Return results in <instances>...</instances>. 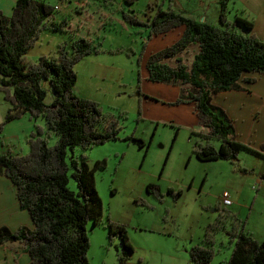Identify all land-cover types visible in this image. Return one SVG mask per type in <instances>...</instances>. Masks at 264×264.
<instances>
[{
	"label": "trees",
	"instance_id": "1",
	"mask_svg": "<svg viewBox=\"0 0 264 264\" xmlns=\"http://www.w3.org/2000/svg\"><path fill=\"white\" fill-rule=\"evenodd\" d=\"M123 1L128 5L134 2ZM227 1L216 0L217 24L159 4L153 13L144 12L143 19L129 7L130 12L119 10L123 20L147 28V39L181 26L173 41L146 55V78L182 85L171 102H192L197 128L190 131L195 135L191 152L196 158L225 159L235 164L240 148L262 154L264 143L253 148L236 139L232 120L211 98L222 90L242 88L239 81L255 79L245 72L264 73V39L251 30L248 17L238 13L232 19L225 16ZM53 5L43 0H14L9 13L0 10V91L9 102L0 129L22 113L32 123L25 152L0 150V173L14 185L18 204L26 209L32 225L21 224L14 229L0 225V243L19 242L28 253L27 264H89L85 225L88 220L97 223L102 216L93 171L104 164V158L95 159L89 166L83 149L116 138L122 127L117 115L123 117L124 113L103 110L95 100L72 91L73 64L84 54L101 50L100 40L94 42L71 31L52 52L24 60V52L41 29L65 30L66 18L56 19ZM190 46L191 56L184 60L180 53ZM47 93L49 99L45 100ZM51 134L54 139L49 143ZM68 170L75 189L68 186ZM260 177L264 179V169ZM145 188L155 197L160 193L156 183L147 182ZM167 192L175 196L180 189L167 187ZM214 210L202 236L187 249L191 264H208L215 232L222 228L232 245L221 264H264V236H251L235 213L218 201ZM104 226L108 242L114 237L119 240L115 264H124L132 251L124 224L106 218Z\"/></svg>",
	"mask_w": 264,
	"mask_h": 264
},
{
	"label": "rangeland",
	"instance_id": "2",
	"mask_svg": "<svg viewBox=\"0 0 264 264\" xmlns=\"http://www.w3.org/2000/svg\"><path fill=\"white\" fill-rule=\"evenodd\" d=\"M43 1L57 7L60 3L59 9L54 12L60 17L65 14L70 23L69 31L65 27V30L41 29L33 44L24 52V60H34L40 54L52 52L58 42L68 38L71 31L84 35L83 30L80 29L79 33L74 30L79 25L86 27L90 33L95 24L102 21L100 25L103 27L93 34L95 41L100 40L101 50L84 54L73 64L75 82L72 91L78 96L95 100L103 110L115 114L122 110L124 113L123 117L117 115L122 127L116 138L83 149L89 166L95 159L104 158V164L96 166L93 171L94 186L103 206L102 216L97 223L92 224L88 220L85 225L88 236L85 255L89 264L116 263L119 240L114 237L107 241L106 218L123 223L126 228L132 251L124 264H191L187 249L198 241L204 225L215 215L214 205L219 201L222 190L231 192V200L237 203L238 208L234 213L244 226L255 220L257 222V218L260 220V210L261 223H264V179L258 183L261 180L259 173L264 168V154L242 147L241 157L239 159L237 154L235 164L221 159L196 158L191 152V140L195 135L190 131L197 128L191 103L171 102L179 94L176 84L146 78L145 54L169 44L171 38L180 32L178 29L181 26L150 35L147 39V28L123 20L119 10L130 12L129 7L138 18L143 19L144 12L153 13L157 4L163 8L181 7L183 13L199 15L198 19L205 17L206 21L217 24V2L134 0L128 5L123 0ZM12 3L13 0H0V10L9 13V4L11 8ZM246 6L242 0H228L225 16L232 19L233 14L238 13L248 17L253 22L251 30L264 39V33L257 24L258 14ZM80 12L82 17L74 16ZM144 40L146 42L141 47ZM192 49L190 46L180 53L184 60L190 58ZM245 74L264 76V73L255 71ZM256 81L243 82L253 84ZM225 91L216 92L211 100L228 107L229 98L233 113L239 116L237 118L248 126L252 123L255 126L259 117L264 115V103L260 108L262 98L247 92L246 96L250 98H245L238 105L232 99L233 94H224L227 93ZM241 93L244 95L245 92ZM48 99L49 93L45 96V100ZM8 106V100L0 91V120ZM13 121L8 120L1 126L0 150L23 153L28 148L26 138L32 126L27 124V120H22L21 125ZM250 133L254 134V128ZM53 139L51 134L48 142L52 143ZM74 151L78 152V149ZM241 166L248 170H239ZM68 175V186L75 189L69 170ZM147 182L159 185L160 193L156 197L146 190ZM167 187L173 190L179 188L180 192L174 196L167 192ZM220 206L229 209L221 203ZM231 245L223 228L217 230L214 252L208 264H221L226 260Z\"/></svg>",
	"mask_w": 264,
	"mask_h": 264
},
{
	"label": "crops",
	"instance_id": "3",
	"mask_svg": "<svg viewBox=\"0 0 264 264\" xmlns=\"http://www.w3.org/2000/svg\"><path fill=\"white\" fill-rule=\"evenodd\" d=\"M66 1L68 3V0H66ZM242 1L248 6L249 9H251L252 11H254L258 14L257 24L260 26V30L263 31V33H264V0H242ZM13 3H14V0H13ZM13 3H12V5H13ZM57 4H58V7L56 6V4H54L56 6L55 7L56 10H58L60 7V3L58 2ZM8 9L11 10L10 4H9ZM174 9L181 11L182 8L180 7V8H174ZM243 9H244V7H243ZM187 11H190V10H187ZM82 14H83L82 12L75 13L74 16L80 15L82 17ZM62 16H65V14H62ZM59 17L60 16H57L55 13V18L57 19ZM66 21H67V19H66ZM100 22H102V21H99L98 23L95 24V26L92 30L93 32H90V33L88 32L87 28L83 27L82 25H79L74 30L78 33H79L80 29L83 30L82 32L85 33L84 35H87L93 41H95L96 38L93 37V34L99 28L103 27L102 25H100ZM69 27H70V23H69V21H67L66 25H65V28L67 31H69L68 30ZM252 27H253V22H252ZM178 30L180 31L181 28ZM254 30H255V27H254ZM253 32L255 33V31H253ZM177 35L178 34H176V36L171 38V41L174 40L177 37ZM148 53H149V51L145 54V57ZM261 78H264V76L261 77V75H256L255 80H257V81L254 82L253 84H244L243 81H239V83L242 85V88H240V89H228L225 91L227 93H224V94H233L232 99H235L234 101H237L238 105L245 98H250V97L246 96L247 92H248V94H251V95H257L258 97L262 98V102L260 103V108H261L262 104L264 103V81H263V83H261ZM173 84L177 85V88L179 89V92H180L182 85L177 84V83H173ZM241 90H243V91H241ZM234 91H238V92L236 93ZM241 92H245L244 95ZM251 98L254 101L256 100L254 97H251ZM228 100H229L228 107L226 105L222 106V104H220V103H215L212 100L211 101L217 105L222 106V108L225 110L228 117H230V119L232 120L235 138L238 139L239 141L247 142L253 148H257L260 144L264 143V115L262 117H259L258 121L255 123V126L253 125V123L248 126V123L244 124L243 120H241L240 118H237V117H239L238 114L233 113L232 100H230L229 98H228ZM188 103L192 104V102H188ZM191 104H190V106L193 109V105H191ZM192 113H193V110H192ZM241 116L244 117L245 115L241 114ZM194 117H195V115H194ZM10 120H14L13 123L18 124V125H21L22 120L23 121L27 120V122H28L27 124L32 126L31 120L26 116V113H22L19 117L15 118V119H10ZM253 128H254V134L252 135L250 133V131ZM15 148H16V146H15ZM241 150L242 149H240L238 152V158L239 159L241 157V155H240ZM3 151H5V150H3ZM262 153L264 154V150H262ZM212 160H214V159H212ZM221 160L228 162L225 159H221ZM243 167H245V166H243ZM245 168H246L245 171H247L248 170L247 167H245ZM249 169H252V168L250 167ZM261 171H260V173H261ZM260 173H259V177H260ZM262 179L263 178H261V180L258 182L259 184L262 182ZM228 192H229L230 199H231V192L229 190H228ZM262 198H264V195L262 196ZM218 202L220 203V201H218ZM236 205H237V203L231 200V202L229 204H227L226 206L229 208V210H232L233 212L236 213V211L238 210V208H236L237 207ZM238 205H239V203H238ZM261 212L262 211L260 210L259 214H258V216L260 217V220L257 218V222L255 220L252 224L245 225L243 228L245 231L249 232L251 234V236H253L256 239H261L264 236V223H261ZM21 224L30 227L32 225L30 216H29L28 212L26 211V209L21 208L19 206L17 198L15 196V187L12 184V182L10 181V179L7 176H5L4 174L0 173V225H6L9 229H14L15 227H17L18 225H21ZM258 226L260 228H257ZM28 261H29L28 253L22 248V246L20 245L19 242H17V241H4V242L0 243V264H27Z\"/></svg>",
	"mask_w": 264,
	"mask_h": 264
},
{
	"label": "built area",
	"instance_id": "4",
	"mask_svg": "<svg viewBox=\"0 0 264 264\" xmlns=\"http://www.w3.org/2000/svg\"><path fill=\"white\" fill-rule=\"evenodd\" d=\"M56 6L54 5V8ZM219 201L221 204L223 205H227L231 202V199H230V195H229V192L228 190H222L219 194Z\"/></svg>",
	"mask_w": 264,
	"mask_h": 264
}]
</instances>
